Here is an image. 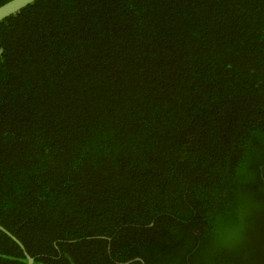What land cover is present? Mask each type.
I'll list each match as a JSON object with an SVG mask.
<instances>
[{"label":"trees","instance_id":"1","mask_svg":"<svg viewBox=\"0 0 264 264\" xmlns=\"http://www.w3.org/2000/svg\"><path fill=\"white\" fill-rule=\"evenodd\" d=\"M0 48L33 264H264V0H36ZM0 264H28L1 230Z\"/></svg>","mask_w":264,"mask_h":264},{"label":"water","instance_id":"2","mask_svg":"<svg viewBox=\"0 0 264 264\" xmlns=\"http://www.w3.org/2000/svg\"><path fill=\"white\" fill-rule=\"evenodd\" d=\"M35 1L36 0H11L8 3L2 5L0 7V22L5 20L9 16L21 11L23 8L27 7L28 5L32 4ZM3 52L4 50L0 48V56L3 54ZM0 230L9 237H11L21 247V249L24 251L25 256L28 259V264H33L34 259L26 251V247L24 246V244L2 225H0Z\"/></svg>","mask_w":264,"mask_h":264}]
</instances>
